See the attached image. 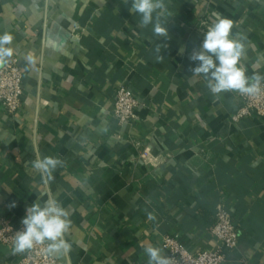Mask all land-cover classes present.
<instances>
[{
    "label": "crops",
    "instance_id": "0c3cea01",
    "mask_svg": "<svg viewBox=\"0 0 264 264\" xmlns=\"http://www.w3.org/2000/svg\"><path fill=\"white\" fill-rule=\"evenodd\" d=\"M130 3L0 0L25 100L0 110V214L18 227L33 202L55 198L72 222L57 264H148L147 246L167 256L165 237L216 250L209 229L222 201L240 234L224 264H264V115L233 122L238 92L214 96L190 59L215 12L245 38L246 74L264 76V0H165L167 39L141 27ZM120 84L139 101L128 126L112 114ZM35 149L63 161L48 185L31 166ZM23 256L0 246V264Z\"/></svg>",
    "mask_w": 264,
    "mask_h": 264
},
{
    "label": "clouds",
    "instance_id": "9594fccd",
    "mask_svg": "<svg viewBox=\"0 0 264 264\" xmlns=\"http://www.w3.org/2000/svg\"><path fill=\"white\" fill-rule=\"evenodd\" d=\"M130 13L138 14L141 27L153 26V33L157 38H168V29L161 22V18L168 13L165 0H131ZM234 22L219 13H212L211 23L204 33V39L198 51L190 56L191 61L198 62L191 69L192 77L203 76L207 87L214 96L223 92H238L241 95L258 96L264 92L262 82L264 76L254 74L249 77L241 64L245 52L244 37L232 34ZM15 37L11 32L0 33V68L4 67L14 55L11 47ZM167 45L158 44L157 59L163 60L161 48ZM30 63H34L28 57ZM31 166L42 177L44 185L54 180L53 172L62 166L63 161L52 156H42L38 149ZM70 213L55 198H48L43 204L33 202L26 208V215L21 223L23 229L13 237L12 253L22 254L43 246L46 254L67 252L71 245L65 239L71 227ZM149 219H154L149 216ZM145 254L148 264H173L172 258L163 254V250L155 246H147Z\"/></svg>",
    "mask_w": 264,
    "mask_h": 264
},
{
    "label": "built area",
    "instance_id": "2783aa9c",
    "mask_svg": "<svg viewBox=\"0 0 264 264\" xmlns=\"http://www.w3.org/2000/svg\"><path fill=\"white\" fill-rule=\"evenodd\" d=\"M18 61L16 57H11L7 64L0 68V110L8 115L20 111L25 101L22 87L24 80ZM237 99L239 108L231 115L233 122L250 118L252 115H264V92L254 97L238 93ZM138 106L139 101L134 90L122 84L116 87L112 114L118 125H131ZM214 216V224L209 229L214 243L218 245L214 251L190 253L178 239L173 237L163 239V247L167 251V256L172 258L173 264H224V250L236 249L240 234L230 211L222 201L216 203ZM22 229V223L18 227H13L9 220L0 214V246H12L15 233ZM42 249L43 246H37L25 252L19 264H57L54 256L46 254Z\"/></svg>",
    "mask_w": 264,
    "mask_h": 264
}]
</instances>
